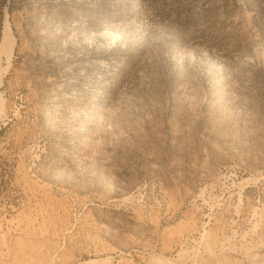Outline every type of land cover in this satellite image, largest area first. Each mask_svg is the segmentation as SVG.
I'll use <instances>...</instances> for the list:
<instances>
[{"label": "rangeland", "instance_id": "obj_1", "mask_svg": "<svg viewBox=\"0 0 264 264\" xmlns=\"http://www.w3.org/2000/svg\"><path fill=\"white\" fill-rule=\"evenodd\" d=\"M5 21L0 264H264V0H13L0 41Z\"/></svg>", "mask_w": 264, "mask_h": 264}, {"label": "bare ground", "instance_id": "obj_2", "mask_svg": "<svg viewBox=\"0 0 264 264\" xmlns=\"http://www.w3.org/2000/svg\"><path fill=\"white\" fill-rule=\"evenodd\" d=\"M14 46H15V37L9 28L8 22L5 21L2 26V36L0 41V58L5 59V63H6L4 67L5 71H7V69L10 67Z\"/></svg>", "mask_w": 264, "mask_h": 264}, {"label": "trees", "instance_id": "obj_3", "mask_svg": "<svg viewBox=\"0 0 264 264\" xmlns=\"http://www.w3.org/2000/svg\"><path fill=\"white\" fill-rule=\"evenodd\" d=\"M6 5L9 15L12 14V6H13V0H9V3H7V0H0V15L2 13V7ZM108 11V9H107Z\"/></svg>", "mask_w": 264, "mask_h": 264}]
</instances>
